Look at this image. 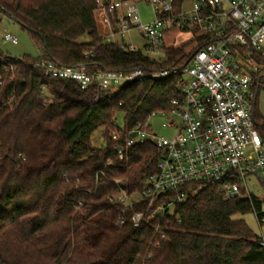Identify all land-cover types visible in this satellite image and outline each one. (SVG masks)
Instances as JSON below:
<instances>
[{"label":"trees","instance_id":"1","mask_svg":"<svg viewBox=\"0 0 264 264\" xmlns=\"http://www.w3.org/2000/svg\"><path fill=\"white\" fill-rule=\"evenodd\" d=\"M95 11L96 0H0V20L19 23L41 52L36 59L0 52V264H264L263 237L240 217L255 211L263 222V201L254 195L226 199L210 186L179 204L178 216L117 225L120 209L109 200L119 188L114 180L140 188L155 152L153 144L136 146L121 162L112 139L117 115L133 127L169 110L194 50L169 46L158 61L123 49L104 40ZM43 60L171 74L116 90L83 89L47 76L35 66ZM257 99L254 119L264 138ZM98 171L105 174L99 180Z\"/></svg>","mask_w":264,"mask_h":264},{"label":"built area","instance_id":"2","mask_svg":"<svg viewBox=\"0 0 264 264\" xmlns=\"http://www.w3.org/2000/svg\"><path fill=\"white\" fill-rule=\"evenodd\" d=\"M140 2L151 7L153 21H142ZM95 12L105 41L141 50L154 60L165 59L167 47L181 46L180 34H186L188 42L193 40L190 62L180 72L179 97L172 99L169 110L152 114L169 119L163 126L175 129V134L159 136L150 124L152 116L145 124L118 126L112 133L123 163L133 147L153 144L155 148L148 163L151 170L144 174L140 188L131 190L120 185L121 179L114 180L119 188L109 200L120 209L117 225L130 222L138 228L145 218L178 216L179 204L210 186L226 199L250 198L249 178L264 182V138L253 112L264 84V65L259 61L264 0H96ZM136 34L144 40L142 47L132 40ZM3 40L19 43L6 30ZM35 66L47 76L74 80L83 89H115L147 75L156 79L171 74L168 69L110 71L95 63L63 65L45 60ZM102 176L104 172L98 171L97 179ZM155 229L159 231L158 226ZM161 236L165 240V234Z\"/></svg>","mask_w":264,"mask_h":264},{"label":"rangeland","instance_id":"3","mask_svg":"<svg viewBox=\"0 0 264 264\" xmlns=\"http://www.w3.org/2000/svg\"><path fill=\"white\" fill-rule=\"evenodd\" d=\"M138 7L140 10L142 21L144 23H149L154 20V13L149 5H147L145 2H140ZM5 30L16 35L19 40V43L14 44L11 42H5L3 40V33ZM178 39L181 45H184L186 43L192 45V43L187 41L186 34H180ZM132 40L134 44L138 47H142L144 45V40L138 34L134 35ZM191 50L192 49H189V51ZM0 52L17 59H21V58L23 59L25 57L36 59L41 55V52L38 49L35 41L31 37L30 33L26 29H24L19 23L15 22L7 15H3L0 20ZM261 55L264 58V44H263V50L261 51ZM262 76H263L262 80L264 82V69L262 72ZM184 78L189 79V76L185 74ZM116 89L117 88H115V90ZM257 113L259 114L260 118L264 119V84L260 90L257 99ZM168 120L169 119H167L162 114H155L154 116H152L150 118V124L153 128V131L156 132L159 136H164V137L173 136L175 134V129L163 126V123L167 122ZM116 122L120 128L126 127L125 117L122 113H119L117 115ZM103 131H104L103 128H100L94 133L93 143L95 147H99L101 145L103 140ZM248 187L252 195L260 198L263 201V211H264V182H261L256 177H251L248 180ZM240 217L247 222V224L253 229V231H255L264 239V220L261 223L258 220L255 211L248 212L246 214L241 215Z\"/></svg>","mask_w":264,"mask_h":264}]
</instances>
